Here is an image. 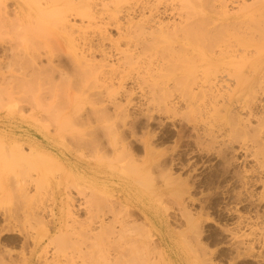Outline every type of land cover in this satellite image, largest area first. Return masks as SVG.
<instances>
[{
    "label": "rangeland",
    "instance_id": "rangeland-1",
    "mask_svg": "<svg viewBox=\"0 0 264 264\" xmlns=\"http://www.w3.org/2000/svg\"><path fill=\"white\" fill-rule=\"evenodd\" d=\"M223 1L195 0L191 10L197 16L190 12L194 19L202 16L207 21L186 30H173L180 42H187L185 48L176 53L159 49V61L150 64L153 70L159 66L168 68L161 71L163 74L171 69L178 71L174 82H169L178 109L167 112L162 109L160 85L154 86L151 79L146 84L125 81L113 96L118 105L104 103L102 99L108 100L105 98L111 94L106 97L107 92L99 87L92 90L78 86L76 77H80L74 75L69 47L64 42L67 34L59 24L50 23V18L48 23L20 27L13 22L11 2L6 8L0 7V264H99L98 254L105 251L112 257L135 259L127 242L131 238L146 243L145 249L137 252L142 257L135 264H257L255 256L259 254L264 259L262 245L259 251L237 250L231 235L237 230L239 216L264 219V192L262 184L253 181L259 175L253 161L243 151H237L235 143L233 148L225 143V74L221 70L225 28L219 7ZM104 16L100 19L103 25L99 21L101 28L89 26L86 18L71 17L76 25L72 35L81 42L85 36L102 31L111 37L105 45H115L118 31ZM36 46L41 53L46 46L56 49L55 64L70 73L64 76L68 81L64 82V77L58 80L54 74L57 86L52 88L55 83L51 79L54 84H50L53 90L49 91L45 78L50 82L52 77L42 68L47 67L45 57L42 55L39 63L43 71L37 72L33 66ZM22 52L24 55H20ZM98 59L101 57L97 55ZM110 64L106 69L114 73L121 70L123 63L114 59ZM37 82H44L45 88L43 85L36 90ZM194 83L205 85V89H196L197 93L192 94ZM50 95L60 108L59 114L53 110L54 104L51 108L37 105L35 99L43 101ZM48 109L59 117L55 113L54 121L48 118L53 114ZM66 115L73 125L84 130L81 137L86 141L80 145L70 129L57 132L54 124H49L59 118L67 121ZM251 122L255 124V119ZM75 125L72 128L76 129ZM113 125L128 145V153H114L109 146L110 140L101 128ZM252 140L255 138L250 131L247 142ZM37 146L47 154L35 155L33 149ZM49 154L53 159H46ZM246 190H250L251 199L238 200L236 195ZM99 191L115 209H120L121 203L127 204L130 220L138 228L129 235H120V225L116 223L118 238L109 243L96 239L98 221L113 219L112 214L102 215L95 209L99 207ZM58 194L63 202L53 199ZM67 204L73 215L62 214ZM120 214L129 216L119 213L118 217ZM245 230L248 232L247 227ZM102 241L107 244L101 246Z\"/></svg>",
    "mask_w": 264,
    "mask_h": 264
},
{
    "label": "bare ground",
    "instance_id": "bare-ground-1",
    "mask_svg": "<svg viewBox=\"0 0 264 264\" xmlns=\"http://www.w3.org/2000/svg\"><path fill=\"white\" fill-rule=\"evenodd\" d=\"M9 1L12 4L11 12L14 14L13 22L20 27L30 23L37 25L48 23L50 18L52 19V21L50 19V23L52 22V24H59L61 26L60 28L67 34V36H65L64 42L69 47L68 55L75 71L74 75H78L80 77L79 80V78L75 76L77 83L79 84L78 86L81 85L82 87H90L92 90H94L95 87H97L95 90L101 88L99 90H104L103 92H107L106 97H108L110 94L112 95L115 92L118 93L117 91L119 90L117 89L122 88L123 83L127 80L130 82L138 81L146 84L151 79V83L154 86H157L158 84L160 85L161 105L163 111L167 112L178 109L177 101L175 97H173L174 95L172 90L169 88V85L171 84L169 82H174V77H176L178 71L171 69L168 70L167 73L163 74L164 72L161 71H166L168 69L165 66H159L156 70L149 68V66L155 60L159 61V49L163 48L164 51L172 50L174 53H176L180 48H185L187 42H180L173 30H186L198 24V22L207 21V19L202 16L199 17L200 19H194V12L192 10L195 8V0H105L102 2L101 0H36L35 2L31 0H0V7L4 6L6 8ZM229 2L230 0H224L222 3H220L221 6L219 7H221V13L218 12L223 16L225 28V45L223 58L221 60V70L225 74V100L223 114L225 143L228 148H233L232 144L235 143L237 146L236 150L243 151L246 157H249L250 160L253 161L256 171L259 172V175L257 174L253 177V181H259L262 184V189L264 192V0H233L230 4ZM98 7H100V10ZM190 10L193 13L190 12ZM98 13L99 16H97ZM194 14L197 16L196 13ZM104 15H106L109 18V21H111V23L109 22L110 26L113 24L115 29L118 31V41H115V45L113 43L114 46L112 45L109 47L105 45V41L107 39H111V37L110 35L109 37L108 35H105L106 33L103 35L102 31L100 30H98L100 32H97L96 30L97 36L93 35L91 32L90 33L92 35L89 33L90 36H83L84 38L81 42L77 41L75 36L72 35V31L76 25L75 22L73 23L71 20V17L74 18V20L86 18L89 26L94 27L98 25V27L100 26L101 28L103 23L100 19H103ZM99 21L102 25L99 24ZM110 43L112 44V42ZM57 44L59 45L61 42L59 41ZM132 46H134V49H131ZM56 48H58V46ZM186 48H188V46H186ZM53 51H56V49L53 50L46 46L45 52L41 53L37 47L34 48L32 54L34 69L37 70V72L39 70H46V73H48L49 71V76L52 77L50 78V82L48 81V77L45 78V84H49L47 85V88H49L48 86H50L52 83L51 81L55 79V76H53L54 74H57L59 77L58 80H62L63 77L69 73H67L66 69H63L60 64H55L54 60L56 55L53 54ZM170 54L172 55V53ZM20 55H24V52L20 53ZM42 55L47 61V67L42 65V68H46L43 70L40 67V64L42 63ZM97 55L100 56L101 59L97 60ZM114 59L118 61L120 60V63H123L122 68L119 71L117 70L114 73H110L109 68H106L112 65L110 63H113ZM72 78H68L70 82H72L71 84L74 83L73 79L75 80V78ZM85 78L87 80H85ZM88 78L91 80V82H88ZM56 80L53 82L55 83ZM63 80H65L64 82L68 81L65 77ZM43 83L40 84L37 82L38 88L36 90H39L41 87H43ZM53 84H51V86ZM56 84L57 83H55L52 88ZM86 87L84 89H87ZM52 88L49 89V91L53 90ZM78 88L77 90H79ZM196 89L198 92H202L205 89V85L194 83L193 87L190 88V92L192 91L191 93L195 94L197 93ZM123 90V95H125L127 92L125 87H123ZM116 93L113 94L112 97L110 95L109 98H105V96H103V98L108 100L104 101L102 99V101L104 103L108 101L111 105H118L119 102L113 97L116 95ZM35 100L38 106H40V103H42L43 105L47 104L51 108L53 107V104H56V100L54 101L51 95L50 98H44L43 101L38 99ZM117 105L115 107H117ZM55 108H57V106ZM55 108H53V110L56 112L58 109L60 110V108H57L56 110ZM65 108L66 107H63V109ZM48 110L50 111L51 109ZM48 110L46 111L47 113L49 112ZM56 112L50 111L52 115L48 118H51V120L54 121L52 116H54ZM57 113L56 115L59 114ZM78 114H80V112ZM67 117L68 116L66 115V118ZM35 118L38 117L36 116ZM68 118L67 121H59V118L58 121L55 120L57 122L54 123L53 121H50L49 124L52 125L53 123V128L57 132L67 131L70 129L72 138L76 141H79L78 144L80 145L81 142L83 143L86 141V139L81 137V134L84 133V130L80 129L81 127L78 126V124V127L74 124L76 129L72 128L74 126L73 122L72 120L70 122ZM252 119H255V124L251 122ZM39 120L40 119H38V122L40 123ZM75 123H78V121ZM18 126L20 127V125ZM43 128H45V126H43ZM46 129L47 126L45 130ZM48 129L50 130V128ZM101 129L105 131L108 140H114V142L109 141L108 143L114 153L118 152L119 154V152H129L128 145H126L124 139L120 138L119 136L118 127L113 125L110 127H102ZM111 131L114 132L112 135L108 133ZM250 131H252V135L254 136L255 140H252L248 143L247 138L250 134ZM16 132L19 134L18 131ZM24 137L26 136L24 135ZM11 138L12 137L9 136L7 137V139ZM31 139L32 138L29 140ZM79 145L75 148H79ZM50 147L53 146L50 145ZM41 152H44L41 147H34L33 153H35V155L38 154L39 156V153ZM98 152L102 153L101 149H99ZM46 159L51 160L53 159V156L49 154L47 155ZM102 186L104 187V185ZM105 190L108 191L106 188ZM250 194V190H246L244 193L240 192L238 195H236V197L242 202L249 201L251 199ZM96 195L98 196L99 204V207L95 208L98 209L97 212H102V215L112 214L113 217L112 220H107V222L103 220L98 221L100 224L98 226L99 230L94 236L96 239L105 240L107 243H109L110 239H116L125 232L129 235L132 229L137 227L135 226L134 221L130 220L131 215L128 214L127 204L121 203L120 209H117L119 210V213H127L129 216L124 218L120 214L121 216L118 217L119 213L118 211L116 212L117 209L114 208V204H111L113 202H107L109 201V198L106 197L102 191L97 192ZM262 195L264 204V194ZM60 196V194L54 195L53 199L55 201L60 199L61 202H63L64 198H60ZM69 198L70 197H68L67 202L72 200H69ZM69 205L67 208H65V210L62 207V214L65 215L66 213L68 215H73V211ZM116 223L120 225V228L118 229L120 235L118 231H116ZM244 226L248 228V232L245 230ZM236 228V231H231V235L234 240V247L237 250L254 251L256 249L258 250L259 248L263 249L264 219L262 217L256 216L253 218H244L243 216H239ZM105 241L101 242V246H105L107 244ZM127 242L132 246L133 250L131 251H133L135 259H124L123 257H117L116 255L112 257L109 251H105L102 254H98L99 264H116L122 262H125V264H135L137 262L136 260L139 257L140 259L142 257V255H137V252H141L143 249H145L146 243L145 241L136 238H131ZM117 246L119 248H123L120 244H117ZM255 259L257 264H264V259L261 258L260 254L256 255Z\"/></svg>",
    "mask_w": 264,
    "mask_h": 264
}]
</instances>
